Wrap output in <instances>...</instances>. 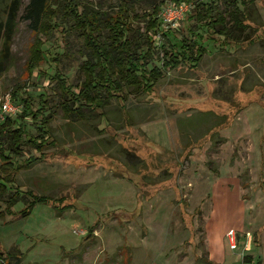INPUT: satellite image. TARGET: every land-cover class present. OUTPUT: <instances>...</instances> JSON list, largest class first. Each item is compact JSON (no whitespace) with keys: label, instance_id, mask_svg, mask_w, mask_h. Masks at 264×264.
Listing matches in <instances>:
<instances>
[{"label":"rangeland","instance_id":"rangeland-1","mask_svg":"<svg viewBox=\"0 0 264 264\" xmlns=\"http://www.w3.org/2000/svg\"><path fill=\"white\" fill-rule=\"evenodd\" d=\"M28 1L21 0L8 55L0 56V108L8 100L17 108L10 118L17 120L21 104L12 93L29 98L34 110L42 96L45 115L53 114L54 145L44 150V160L15 171L16 188L9 190L69 208L42 204L22 219L4 216L1 264L8 253H21L20 264H264V0L239 6L246 28L227 46L222 38L208 41L194 17L198 2L213 1L222 11L228 0L182 1L190 6L183 20L167 37L153 34L147 68L161 71L153 91L123 90L103 115L87 113L81 123L62 117L51 79L58 72L77 92L85 60L81 39L56 20L58 28L40 36L44 60L29 73L36 36L21 20ZM131 1L139 17L154 4L161 3L160 10L172 4ZM117 2L83 4L111 13ZM3 5L0 0V10ZM143 25L133 22L131 35H142ZM139 45L144 53L147 46ZM196 45L205 52L195 68L163 66L187 48L195 54ZM24 126L36 135L37 123L26 119ZM29 157L38 153L25 146L21 160ZM22 209L17 203L11 210ZM229 231L236 235L234 250Z\"/></svg>","mask_w":264,"mask_h":264},{"label":"trees","instance_id":"trees-1","mask_svg":"<svg viewBox=\"0 0 264 264\" xmlns=\"http://www.w3.org/2000/svg\"><path fill=\"white\" fill-rule=\"evenodd\" d=\"M84 1L29 0L21 15V20L26 22L28 30L36 36L27 64L29 73L44 60V42L40 36H50L58 28L56 20L80 37L85 60L80 66L83 79L77 87V92L66 84L58 72L51 78L60 91L58 107L62 117L79 123L87 120V113L101 111L100 115H103L102 110L111 100H122L123 90L145 94L152 92L161 77L160 69L147 68L151 61L153 36L161 25L158 16L161 3L154 4L149 12L139 17L135 14L134 2L131 0H118L114 6L116 10H111V13L84 5ZM182 1L191 0H171L172 3ZM212 2H198L201 11L194 17L205 28L208 41L214 44L222 38V43L226 46L231 41L238 42L240 33L246 28L242 23L245 16L239 6L245 9L253 0H228L227 7L222 11ZM1 3L4 5L0 10V56L5 58L14 35L21 0H1ZM140 20L144 23V33L135 38L131 35V25ZM168 34L170 31L162 36L167 37ZM141 41L147 46L144 53L140 51ZM195 48V54H191L187 48V51L179 53V57L170 55L169 63H164L163 66H175L184 62L195 68L205 52L202 46L196 45ZM12 99L20 102L21 110L17 120L6 117L0 121V199L4 198L2 200L5 204L4 210L0 209V220L4 216L13 215L19 219L25 218L35 205L54 203L52 207L68 210L69 207H58L59 204L46 196L36 195L28 190H9L16 188L15 171L28 170L38 161L44 160V150L54 145L50 126L53 114L49 112L45 115V112L49 111L45 107V99L39 96L41 106L36 110L33 109L29 98L22 99L17 93H12ZM26 119L37 123L36 135L26 132ZM25 146L38 153V157L21 160ZM17 203L23 204V209L18 214L11 210ZM5 259L6 264H20L22 254L14 256L8 253ZM246 259L248 258L244 260ZM3 260L0 256V264Z\"/></svg>","mask_w":264,"mask_h":264},{"label":"built area","instance_id":"built-area-1","mask_svg":"<svg viewBox=\"0 0 264 264\" xmlns=\"http://www.w3.org/2000/svg\"><path fill=\"white\" fill-rule=\"evenodd\" d=\"M190 6L185 3H172L168 6L163 7L159 13V19L161 25L156 31L157 34L167 33L173 29L180 21L183 20L185 15L188 13ZM155 33V35H157ZM17 108L12 106L8 100L3 103L0 108V121H3L6 117H11L16 114ZM228 240L229 248L234 250L236 248V235L234 231H229L226 234Z\"/></svg>","mask_w":264,"mask_h":264},{"label":"crops","instance_id":"crops-1","mask_svg":"<svg viewBox=\"0 0 264 264\" xmlns=\"http://www.w3.org/2000/svg\"><path fill=\"white\" fill-rule=\"evenodd\" d=\"M210 263H211V264H219V263H215V262H213V261H210Z\"/></svg>","mask_w":264,"mask_h":264}]
</instances>
